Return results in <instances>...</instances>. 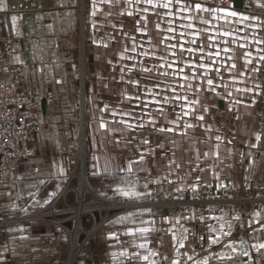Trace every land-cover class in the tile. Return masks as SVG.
I'll return each mask as SVG.
<instances>
[{
    "label": "crops",
    "instance_id": "obj_1",
    "mask_svg": "<svg viewBox=\"0 0 264 264\" xmlns=\"http://www.w3.org/2000/svg\"><path fill=\"white\" fill-rule=\"evenodd\" d=\"M189 2L194 3L195 0ZM230 2L236 11L264 20V7L261 6L264 5V0H243V8H237L233 0ZM0 4L7 5L6 11H0V80L16 82L23 92H28L35 98H53L50 104L38 101L34 113V119L38 121L40 128L37 141L39 154L34 161L35 165L30 164V169H27V164L21 165L18 170L19 178L2 182L0 186L1 205L10 207L13 215L20 217L0 226V264H68L71 227L69 220L31 218L28 214H36L42 210L43 204L39 205L32 200L39 193L48 195L55 192L51 189V177L55 180L57 177L65 178L60 185L67 186L64 195L66 201H62L65 208L76 207L79 202V189L82 190L83 202L86 198L89 199L92 190L90 186L87 184V188L84 185L82 189L81 185L78 186L76 175L72 176L73 163L70 160L74 162L75 158L69 153H62V175L56 174L54 165L51 169L46 167L47 163L43 158L49 156L44 147L46 145H70L71 142L76 144V131L72 128L74 124L64 116L75 113L79 108H82L84 117V176L89 179L88 183L102 174L117 173L108 174L109 177L117 178L118 166L126 165L130 159H136L138 150L143 151L149 147L154 149L151 154L145 153L143 161L133 164L134 173H142V177L148 179L152 192L161 195L165 193L175 199L167 198L140 206L163 209V212H158L154 217L156 221L163 222V229L153 232L151 236L158 239V243L152 246L153 251L158 254L150 256V260L156 261V264H173L174 260H179V264H190L183 255L189 252L194 254L195 262L207 258L208 264H264V248L256 247L264 243V230H257L264 225V217L260 218L255 229L242 231L240 237L222 236L221 243L211 247L206 241L196 240L209 235L208 227L201 231L194 227L199 224L209 225L210 222L215 224L216 220L207 219L201 222L199 217H213L217 207H227L216 206L218 204L214 201L218 199L213 195L204 199L200 194L225 195L224 198L237 195L242 205L233 206L241 209H248L249 205H254L253 202L264 207V65H257L261 68L259 73L251 72V66L245 70L243 60L240 59L241 51L237 49V70L246 71L245 85L255 90L250 93H237L230 87L229 91L233 94L227 98L201 90L200 104L195 106L196 112H202V106H206L208 111L204 113V121L184 117V120L197 125L193 128L185 130L184 121L181 120L179 128L172 132H159L150 125L144 129H127L121 123L112 122L109 112H101L105 104L116 106L119 101H123L119 107L127 110L134 103L124 99L125 95L136 92L135 87L125 81L132 77L140 78V73L134 69L129 74L125 68L124 80H120L121 68L132 61L121 60L119 53L124 50L125 45L131 47L129 36H135L137 44H143L144 49L150 48V38L151 45L158 46L160 52H163L160 40L168 35L162 31L167 27L163 22L167 17L161 15L158 18L155 12L163 13L166 10L156 9L154 12L150 9L147 13H136L134 7L133 16L126 13L119 15L126 7L124 0H120L119 4L95 0L96 14L93 16V0H0ZM140 7L146 5L141 3ZM13 15L19 18L15 27L11 22ZM143 16L147 17L146 23ZM27 17L29 22L25 21ZM157 23L161 24V29L156 28ZM137 27H146L147 35L137 32ZM17 30L22 35L17 36ZM260 34L264 35V32ZM139 51L141 48L138 46L137 52ZM253 53L255 56V49ZM126 55L135 53L129 52ZM16 57L22 62H17ZM143 59L148 63V58ZM220 59L226 60V57L222 54ZM253 64H257L256 59ZM225 79L228 80V75ZM245 85L238 84L237 87ZM217 91L223 93L225 90L221 87ZM188 94L191 97V93ZM236 100L241 102L235 103ZM152 115L157 116V128L161 125L175 127L168 124V120L175 119L171 109L166 117H160L155 112ZM101 117L107 122L104 129L99 126ZM208 126L210 130H206ZM232 128L235 129V135L230 134ZM181 131L186 134L181 135ZM257 134L261 137L259 142L256 140ZM217 136L221 137L219 141L216 140ZM144 139H148L150 144L141 143ZM254 144L257 146L253 147ZM56 166L59 164L56 163ZM34 167L39 170H33ZM192 184L198 185L195 192L189 187ZM177 188L184 190L176 191ZM191 194H197L198 197H192ZM193 210L196 218L184 219L191 217ZM116 217L118 216L115 215ZM137 217L142 218L143 215ZM165 217L170 222L165 221ZM177 218L179 223L176 222ZM78 219L82 233L77 234L82 244L81 256L89 251L93 259H112V252H118L122 248H126L129 253L140 251L147 254L146 250L132 246L134 240L137 244L142 242L138 236L124 235L128 227L145 225L112 223V217L104 227L96 230L98 220L95 217L83 214ZM185 225L188 229L187 240L184 241L185 246L179 248L178 255V241L173 240V233L179 238ZM110 233L118 234L119 241L109 239ZM160 234L163 236L159 238ZM147 238L150 240V233ZM229 241L238 242L239 246L234 244L235 252L224 247ZM241 241L244 243L241 244ZM247 241L251 244H246ZM148 248L151 249L150 243ZM221 252L226 254L223 259L217 255ZM233 258L236 259L232 261ZM135 260L147 264L146 261Z\"/></svg>",
    "mask_w": 264,
    "mask_h": 264
},
{
    "label": "snow or ice",
    "instance_id": "obj_2",
    "mask_svg": "<svg viewBox=\"0 0 264 264\" xmlns=\"http://www.w3.org/2000/svg\"><path fill=\"white\" fill-rule=\"evenodd\" d=\"M105 2L119 4L120 0H105ZM124 3L126 7L119 12V15L126 13L128 16H133L132 9L134 7L136 13H147L150 9L154 12L156 9L166 10L163 13L155 12V15L158 18L161 15L167 17L163 21L167 27L162 29V31L168 35L163 36L160 40V44L164 48L163 52H160L158 46L151 45L150 38L148 41L150 48L144 49L143 44H137L135 36L128 37L132 41V45L130 48L125 45L124 50L119 53V57L121 60L127 59L132 61V63L123 65L120 80H124L125 68L129 74L134 69L137 70L140 73V78L132 77L125 81V83L133 85L136 89L133 95L124 96L125 100L134 102L129 109L124 110L119 107V104H122L123 101H119L116 106L105 104L101 109L102 113L109 112L112 122L121 123L127 129L132 130L137 128L144 129L150 125L159 132H172L179 128V122L183 120L184 129L186 130L197 125L184 120V117H193L196 121L205 120L204 113L208 111V108L202 106L203 111L199 113L196 112L195 108L196 105L200 104L199 93L201 90L222 98L232 96V91H229L230 87L237 93H250L255 90L245 85V70L251 66V72L259 73L261 68L257 65H264V47H262L264 45V35L260 34L264 32V20L236 11L231 3L228 6H224L225 0H219V4L216 6H209L207 0H195L194 3L189 2V0H124ZM141 3L146 5V7L141 8ZM261 6L264 7V5ZM6 10L7 5L0 4V11ZM95 14V0H93L92 15L94 16ZM18 19L15 15L11 17L14 27ZM142 19L145 20V23L147 22L146 16H143ZM136 23L138 24L139 21ZM113 27L115 28L116 25H113ZM156 28L161 29V24L157 23ZM136 31L147 35L146 27H137ZM15 34L17 36L22 35L19 30ZM125 36H128V34L125 33ZM105 46L107 45L105 44ZM138 46L141 48L139 52H137ZM237 49L241 51L240 59L243 60L245 70H237V57L235 55ZM253 49L256 52L255 56ZM129 52L135 53V55H126ZM222 54L226 57V60L220 59ZM143 58H148V63H145V59ZM15 59L17 62H22L19 60V57ZM254 59L257 60L256 65L253 64ZM226 75H228V80L225 79ZM149 84L151 85L150 87ZM238 84L245 86L237 87ZM221 87L225 90L223 93L217 91ZM256 87L259 88V85ZM189 92L191 93V97L188 94ZM240 102L239 100L235 101V103ZM169 109H171L175 119L168 120V124L175 127L161 125L157 128V116H153L152 113L155 112L160 117H166ZM117 117H119L118 120L116 119ZM106 124L107 122L101 117L100 128H106ZM206 130H210V126ZM180 134L184 135L186 132L181 131ZM260 138V135L257 134V142H259ZM220 139L221 137H216V140L219 141ZM141 143L149 145L150 141L144 139ZM256 146V144L253 145V147ZM216 147L218 148L219 145ZM153 151L154 149L151 147L145 148L143 151L138 150L137 158L128 160L126 165L118 166L117 171L127 173L128 176L133 175V164L143 161L145 153L151 154ZM198 158L199 154L197 153ZM53 165L56 168V174L62 175L64 173L63 167L56 166L55 161H53ZM105 172H107V169H105ZM108 174L116 175L117 173ZM120 179L121 184H118L113 189L114 193L127 201L128 207L137 208L136 202L143 199L149 193L138 191L136 184L128 180L127 176H123ZM169 182L171 183L172 181ZM41 183H44V181H41ZM147 187L148 184L145 183L144 188L147 189ZM189 187L195 192L198 185L192 184ZM183 190L182 188L176 189V191L180 192ZM144 211L150 213L151 210L145 209ZM141 215H143V212H127L112 223L124 224L127 222L130 225H135V218ZM253 216L257 218L255 222L260 223L261 213L256 211L253 213ZM195 218V211L193 210L192 216L185 217L184 219ZM164 219L170 222L169 218L165 217ZM207 219L222 221L223 217H199L201 222ZM235 219H239V217L237 216ZM176 222L179 223V218L176 219ZM154 223V221H140L141 225ZM225 226V223H220L218 228L211 224L207 225L209 235L206 237L201 236L200 240L206 241L209 247L221 243L222 236H230L232 234V225L230 223L227 224V231H224ZM248 227H252V221H249ZM153 230L146 226L128 227L124 235L138 236L142 242L137 244L134 240L132 246L146 250L147 254H142L140 251L129 253L126 248H122L118 252H112V259L117 261V264H123L120 257L140 259L146 261L147 264H156V261L150 260L149 257H154L158 253L148 248V244L151 241L147 238L148 233ZM257 230H264V225H261V228ZM168 231H171V229H168ZM187 232L188 229L184 228L179 238L173 233V240L178 241V255H180L179 248L185 246L184 241L187 240ZM108 238L119 241V235L116 233H110ZM243 243L241 241V244ZM234 244V241H229L224 247L230 248L232 252H235L236 248ZM256 247L264 248V243ZM244 254L248 255L247 252ZM217 255L223 259L226 254L221 252ZM228 258L230 259L231 257L229 256ZM187 260H193V257L187 256ZM173 264H179V260H174ZM195 264H208V259L196 261Z\"/></svg>",
    "mask_w": 264,
    "mask_h": 264
},
{
    "label": "rangeland",
    "instance_id": "obj_3",
    "mask_svg": "<svg viewBox=\"0 0 264 264\" xmlns=\"http://www.w3.org/2000/svg\"><path fill=\"white\" fill-rule=\"evenodd\" d=\"M23 18H21L22 20ZM26 22H29L28 17L25 18ZM1 20V18H0ZM7 22V21H6ZM0 48H1V21H0ZM28 93V92H27ZM33 96V95H32ZM34 97V96H33ZM42 96L35 98V110L37 108V102L38 101H45L46 104H50L51 102H53V98L52 101H48L49 98L48 96H45L43 99L41 98ZM35 110L33 112V124L35 125V134H36V154L26 160H22L20 162V164L16 167V173L13 177L11 178H7L6 180H3L0 182V186L2 182L5 181H11V180H15L18 179L19 174H18V170L20 168L21 165H26L28 168L30 169L31 165H35L34 161L36 159V157H38L39 154V146L37 144L38 141V132H39V124L38 121H36L34 119V113ZM64 118H67L68 120L72 121L74 124V127H72L75 131H76V144L73 145L72 142L70 143V145H46L44 146L45 149L48 151L47 155L49 156H43V158H45V162L47 163L48 168H53V161H55L57 164H59V166H61V163H63L61 161L63 157L62 153H69L70 156H72V159L70 160V163H73V167L71 169V173L72 176L76 175L75 179L77 180L78 186H80L82 189L84 187V185L87 184L90 186V188L92 190H90V195H89V199L86 198L85 202H83V194L81 195V189H79L78 193H79V197H78V203L76 205V207H72L70 209H68L67 207L65 208L62 204V201H66V197L65 195V191L67 189V186L64 187L60 186L61 185V180L65 181V178H61V177H57L56 180L51 177L49 180H51L53 183V187L51 188L52 191L55 190V192L49 193L47 195V193L45 194H41L39 193L37 195V199H32L35 202L39 203V205H42V210L37 212L36 214H28V217L31 218H36V217H51L53 219L57 220H64L68 219L70 222V252H69V258H68V264H91V263H111V264H117V261H114L113 259H106V258H101V259H93L91 258L92 255H90L89 251H86V255H82L81 256V242L79 240V237L77 238V234H82L80 232L81 227L79 226L80 220L78 219L79 216L85 214L88 217H95L96 220H98V224H97V229L102 228L105 226V224L107 222H109L110 218L114 217V221L118 219V217L125 215L127 212H132V211H138V212H143V217H136L135 218V223H140L141 220L144 221H154V224H148L145 225L146 227H150L152 229H154L153 231H150V246H151V250H153L152 246L158 243V239L151 237L153 236V232H156L157 230L163 229V222L160 223L158 221H156V219L154 218L155 216L158 215V212H163V209H157V208H150V207H144L141 208L140 206H142L141 204H146L149 202H156V201H163L167 198H173L175 199L174 196L170 197L167 196V194L163 193V195L158 194L157 192H152V190L149 189V181L147 178L142 177V173L141 174H133L131 176H128L126 173L124 172H119V175L117 178L115 177H109L108 174H102L101 176L97 177L95 176L94 178H92L91 182L88 183L89 179L86 178V176H84V173H86V156H85V149H83L84 144H83V139H84V143H85V137L83 138V136H85V126H84V117H83V111L82 108L76 110L75 113H71V114H65ZM232 127H233V122H232ZM230 134L235 135V129L232 128L230 130ZM31 164V165H30ZM66 164V162H65ZM45 167V166H44ZM45 167V168H46ZM38 167H34L33 170H37ZM39 170V169H38ZM41 170V167H40ZM72 176L71 181L73 180ZM123 176H127L128 180L132 181L133 183L136 184L137 190L141 191V192H147L149 193L148 195H146L143 199H141L140 201L136 202L138 207L137 208H131L128 207V202L125 201L123 198L119 197L118 195H116L113 191V189L118 185L121 184V177ZM111 179V181H110ZM70 181V182H71ZM145 183L148 184V189L144 188ZM64 187V188H63ZM88 188V187H87ZM63 189V190H62ZM59 190V191H58ZM212 195L214 196L215 200L214 202L218 205L216 206H227V207H223V208H219L217 207L215 210V217H223L222 221H215V224L213 222H210L211 225L215 226V227H219L220 223H225V229L224 231H227V224L230 223L232 225V236L233 237H240L239 234L244 231V232H249L248 230H252L255 229L257 226L256 221V217L253 216V213L256 211H259L261 213V217H264V207H260V204L253 202L254 205H249L248 209H244L242 207H234L233 205H242L241 204V200L238 198L237 195H234V197L232 198H224L225 195H215V194H200L201 198H209L212 197ZM192 197L197 198V194H191ZM65 197V198H64ZM64 198V199H63ZM31 200V202H32ZM183 200H185V198H183ZM47 201V202H45ZM211 201V200H210ZM0 205H1V189H0ZM10 208V207H9ZM263 208V209H262ZM145 209H150V213L147 211H144ZM12 210V209H11ZM82 211L81 214H79V211ZM13 212V210H12ZM193 212V211H192ZM83 213V214H82ZM184 213H186V211L184 210ZM14 212L10 215V217H17L16 215H13ZM27 215V214H26ZM115 215H117L118 217L115 218ZM239 217V219H235V217ZM241 216H244V218H241ZM25 217V216H24ZM20 218V217H17ZM0 219L2 220L1 217V213H0ZM245 219H248V221H246ZM61 220V221H62ZM95 220V222H96ZM249 221H252V227L249 228L248 224ZM94 222V220H93ZM124 225H130L127 222L124 223ZM141 225V224H140ZM1 226V225H0ZM187 225H185L186 228ZM95 227V228H96ZM194 227L198 230L201 231L202 228L207 227V224H199V225H194ZM82 231V230H81ZM207 232V231H205ZM163 236L162 234L159 235V238ZM199 239V240H198ZM196 239L198 242L200 241V237ZM195 241V240H194ZM237 246H239L238 242H235ZM246 244H251V242L247 241ZM205 246V245H204ZM74 248V249H73ZM86 250H88V247H86ZM187 255H185V260L187 261V256L191 255L192 253L189 252H185ZM194 256V254H192ZM195 258V256H194ZM236 258H233L232 261H234ZM123 263L126 262H135L136 264H142L140 263L138 260L135 259H126V258H121L120 259ZM188 262V261H187ZM190 264H192L190 262ZM234 264H236L234 262ZM238 264V263H237Z\"/></svg>",
    "mask_w": 264,
    "mask_h": 264
},
{
    "label": "built area",
    "instance_id": "obj_4",
    "mask_svg": "<svg viewBox=\"0 0 264 264\" xmlns=\"http://www.w3.org/2000/svg\"><path fill=\"white\" fill-rule=\"evenodd\" d=\"M207 2L219 4V0H207ZM229 3L230 0H225L224 6H228ZM49 98L51 99L47 98V100L52 101V97ZM34 110L35 100L32 94L23 92L14 81L0 80V182L13 177L20 162L36 154L35 125L32 121ZM0 213L2 217L0 225L17 218L10 217L13 212L9 207L0 205ZM188 256H192L193 260L187 261L195 264L194 256L192 254Z\"/></svg>",
    "mask_w": 264,
    "mask_h": 264
},
{
    "label": "water",
    "instance_id": "obj_5",
    "mask_svg": "<svg viewBox=\"0 0 264 264\" xmlns=\"http://www.w3.org/2000/svg\"><path fill=\"white\" fill-rule=\"evenodd\" d=\"M237 8H243V0H233ZM45 103V101H43Z\"/></svg>",
    "mask_w": 264,
    "mask_h": 264
},
{
    "label": "bare ground",
    "instance_id": "obj_6",
    "mask_svg": "<svg viewBox=\"0 0 264 264\" xmlns=\"http://www.w3.org/2000/svg\"><path fill=\"white\" fill-rule=\"evenodd\" d=\"M82 212V211H81ZM74 249V248H73Z\"/></svg>",
    "mask_w": 264,
    "mask_h": 264
}]
</instances>
